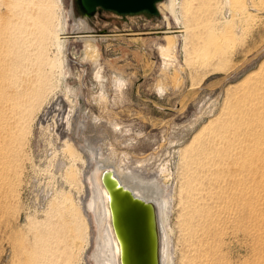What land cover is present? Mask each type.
Wrapping results in <instances>:
<instances>
[{
	"label": "rangeland",
	"instance_id": "1",
	"mask_svg": "<svg viewBox=\"0 0 264 264\" xmlns=\"http://www.w3.org/2000/svg\"><path fill=\"white\" fill-rule=\"evenodd\" d=\"M170 1L86 15L79 0H0V264H87L85 176L98 149L167 190L170 264H264V0H174L178 21ZM58 6L68 75L19 119V93L56 61ZM80 17L91 59L71 34ZM238 142L243 171L222 165Z\"/></svg>",
	"mask_w": 264,
	"mask_h": 264
},
{
	"label": "bare ground",
	"instance_id": "2",
	"mask_svg": "<svg viewBox=\"0 0 264 264\" xmlns=\"http://www.w3.org/2000/svg\"><path fill=\"white\" fill-rule=\"evenodd\" d=\"M58 2H60V0H58ZM222 2H223L222 4H224V6L228 4V0H222ZM158 5H160V4H158ZM163 8L166 11H168L170 14L173 13V17L176 19V21H178V18L176 16V13L174 10V0H171L169 5L166 7H163ZM58 10L60 13V17H58V24H57L58 28H56V30H55L56 38H58V42L56 44V47H57V49H56L57 57L55 59L56 61L53 62L54 63L53 65L49 62L45 63L44 66H47V64L49 63L47 66V70H48L47 73L43 72V74H38L35 76V80L32 81V85H31L32 87L30 88V91L28 93H25V94L19 93L18 98H23L22 103L15 107V109L20 110L19 114H17L19 119H21V115H23V117L28 115L30 113L31 109L40 103L41 98L43 99V98L47 97L49 94H53L55 88L58 87L59 81H61L60 79L64 78V76L66 77L68 75V73L66 71V68H67L66 59L64 57V49H65L64 40H65V30H67V23H66L65 15H63L62 7L58 6ZM214 12H216V11H214ZM67 15L70 17V14L68 12H67ZM43 19L45 21V18H43ZM230 22L231 21H225V23L223 24L224 29H228L227 27L230 26L229 25ZM71 27H72L71 28V34H76V36L83 37L86 40L85 41V56H86V58L91 59L92 57H95L96 56V47L93 46L92 43L89 42L90 40L94 39V36L89 35V34L82 35V33H86V32H83V30L86 29V19L82 18V17L78 18L76 22H72ZM222 32L224 33V31H222ZM166 34H170V35L172 34L173 35L172 31H166ZM212 35H215V34H212ZM209 36H211V35H209ZM172 38H174V37L172 36ZM165 39L167 42V47H165L164 49H161V55L167 61V60L172 58L171 54H172V51L175 49L174 48V45H175L174 41L175 40L173 41V39H171L170 36H166ZM159 52H160V50H159ZM91 61L94 62L93 60H91ZM54 69H58V72H57L58 76L57 77H59V78H58V80L56 79V81L53 83V82H50V78L52 76V72ZM62 69H64L63 72H62ZM95 78H99V77L95 76ZM119 80H121V79H119ZM63 81H61L62 82L61 84H63ZM20 84L18 85V87H20ZM60 86H62V85H60ZM63 88L65 89L64 91L67 92V96H68L69 95L68 92L70 91V89H69L70 87L67 88V86L64 84ZM72 89H71V91H72ZM74 92L75 91L73 90V93ZM77 93H78V91H77ZM70 95H73L72 92ZM100 97H101V95H100ZM42 102H43V100H42ZM68 102H69V100H68ZM236 103H237L236 106H238V108H239L238 110H240L239 100ZM58 106L59 105H57V108H58ZM58 111L59 110L57 109V112ZM253 111H254V113H256L258 111V109L256 110V106H254ZM238 116L240 118V113H238ZM14 124H18V121L16 120V123H14ZM239 127H241V126H239ZM245 128L247 130L249 129L248 123L246 124ZM84 141L86 143V140H84ZM86 144L88 145V143H86ZM242 144L245 145L244 142H238L237 145H235L232 149V152H233L232 155L229 156L225 160L226 163L222 162V165L225 168H230V169L232 168V169H235V171L236 170L237 171H243L244 166L240 162V155L239 154L244 149H247L248 147L244 148V146ZM83 145H85V144H83ZM89 145H91V144H89ZM85 148L86 147H84V149ZM66 150L68 152H72V151H70L71 149H69V148H66ZM90 151H92V150H90ZM99 153H100L99 149H98V152H95V150H94L91 153H89L90 154L89 161H88L89 162V164H88L89 165V171L87 173V176H85V179L88 182L89 191H88L87 199L84 201V209L88 212V215L91 219L92 226L94 227V233L88 239L87 245L85 246V247H87V246L89 247V252H88V254H86L85 259L88 260L89 264H91L90 260L92 261V264H118L117 263V256H116V254H117L116 245H115V242L112 238L111 231H110V228L108 225L107 209L105 206V194H104L103 190L100 188L99 183H98V176H99L100 171L103 169H109L112 171V173L117 178L119 183L123 187L130 190L134 196H136V197H138L144 201H150L155 205L156 212H157V221H158V226H159L160 264H170V250H169V240L170 239L168 237L169 235L167 232L168 230H167V225H166L167 212H168L167 210L169 207L168 205H169L170 197L168 196V193L165 194V192L167 190H165V188L163 189L162 187H160V188H162V190L158 189L159 187H157L155 185V184H157V182H155V181L153 182L154 179L152 181H150V182H152V184H149L150 182L148 180H147L148 183H145L146 182L145 180L141 181V180H138L136 177H135L136 179L133 178L134 176L131 177L130 175H132V174L128 173V174H130V175H128L127 171L125 173L126 168L121 170L118 166L112 165L114 163L111 164L109 162L110 160L107 161L106 158L104 159V156L101 157L100 156L101 154H99ZM214 166L215 165H211V163L208 161L207 167H208L209 176H211V178L214 177L216 174L220 173V172H214L215 171ZM219 170H222V169H219ZM129 172H131V171H129ZM162 172L164 173L163 169H162ZM237 175H238V173H237ZM233 178L235 179L234 181L238 182L236 185H239L240 184L239 179H238L239 177L234 176ZM166 179H168V178L167 177L165 179L163 178V180H166ZM159 186H161V184H159ZM163 186H165V185L163 184ZM90 251H91V253H90ZM88 262H87V264H88Z\"/></svg>",
	"mask_w": 264,
	"mask_h": 264
},
{
	"label": "water",
	"instance_id": "3",
	"mask_svg": "<svg viewBox=\"0 0 264 264\" xmlns=\"http://www.w3.org/2000/svg\"><path fill=\"white\" fill-rule=\"evenodd\" d=\"M159 0H79L84 14L95 8L118 14L155 12ZM98 183L105 194L108 225L118 264H160L159 226L155 205L134 196L111 170L103 169Z\"/></svg>",
	"mask_w": 264,
	"mask_h": 264
}]
</instances>
